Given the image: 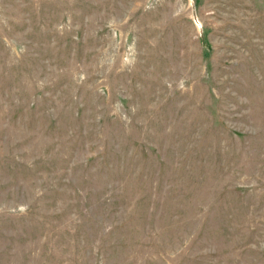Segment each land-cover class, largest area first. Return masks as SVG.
Instances as JSON below:
<instances>
[{
	"label": "rangeland",
	"instance_id": "obj_1",
	"mask_svg": "<svg viewBox=\"0 0 264 264\" xmlns=\"http://www.w3.org/2000/svg\"><path fill=\"white\" fill-rule=\"evenodd\" d=\"M0 264H264V0H0Z\"/></svg>",
	"mask_w": 264,
	"mask_h": 264
}]
</instances>
